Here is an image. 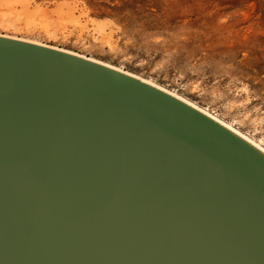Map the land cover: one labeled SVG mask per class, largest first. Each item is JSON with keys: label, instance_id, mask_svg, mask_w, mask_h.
Wrapping results in <instances>:
<instances>
[{"label": "water", "instance_id": "water-1", "mask_svg": "<svg viewBox=\"0 0 264 264\" xmlns=\"http://www.w3.org/2000/svg\"><path fill=\"white\" fill-rule=\"evenodd\" d=\"M0 264H264V158L140 80L0 37Z\"/></svg>", "mask_w": 264, "mask_h": 264}, {"label": "rangeland", "instance_id": "rangeland-1", "mask_svg": "<svg viewBox=\"0 0 264 264\" xmlns=\"http://www.w3.org/2000/svg\"><path fill=\"white\" fill-rule=\"evenodd\" d=\"M6 1L0 34L153 80L264 145V0Z\"/></svg>", "mask_w": 264, "mask_h": 264}, {"label": "bare ground", "instance_id": "bare-ground-1", "mask_svg": "<svg viewBox=\"0 0 264 264\" xmlns=\"http://www.w3.org/2000/svg\"><path fill=\"white\" fill-rule=\"evenodd\" d=\"M22 2H23V4H21V2L19 0H17V1L16 0L15 1L9 0V1H6L4 3V6L9 7L10 11H12V9H14V6L16 5V3H20L22 5V6L20 5L21 7H25V6L27 7V5H25V4H28V2L25 3L26 1L24 2V0ZM4 15H6V13ZM11 16H12L11 14L9 16H7L8 19L6 17L7 21L12 19V18L9 19V17H11ZM3 17L5 18V16H3ZM3 17H2V19H4ZM0 37L1 38H5V39H9V40H14V41L26 43V44H31V45H34V46H38V47H42V48H46V49H50V50H54V51H57V52H61L63 54H67L69 56H73V57H76V58L87 60V61L95 63V64H97L99 66L108 68L110 70H113V71H116V72H119V73H123L124 75H127L129 77L135 78L137 80H140L141 82H143V83H145V84H147V85H149V86H151L153 88H156V89H158V90H160L162 92H165V93L169 94L170 96L176 98L177 100H179L180 102H182L185 105L189 106L190 108H192V109L196 110L197 112L201 113L202 115L206 116L207 118L212 120L214 123H216L217 125H219L223 129H225V130L229 131L230 133H232L235 137H237L239 140H241L242 142L247 144L250 148H252L254 151H256L258 154H260L264 158V145L262 144V142H260L258 140H255L254 138L246 135L245 133H243L242 131H240L236 127H234L232 124L220 119L218 116H216L213 113H211L210 111H208L206 108H202V107L196 105L195 103H193L192 101H190V100L184 98L183 96L179 95L178 93H176V92H174L172 90H169L166 87H163L161 85L156 84L155 82H153V80L151 81L149 79L142 78L139 75H136L134 73H131L129 71H126V70L122 69L121 67L119 68V67H117L115 65H112L110 63H107V62H104V61H101V60H98V59H95V58H92V57H86L84 55H81L79 53H76V52L68 50V49H64V48L48 45V44H45V43H42V42H39V41H35V40H31V39H27V38H18L16 36H11V35H6V34H0Z\"/></svg>", "mask_w": 264, "mask_h": 264}]
</instances>
